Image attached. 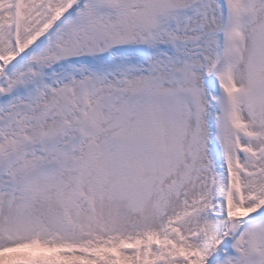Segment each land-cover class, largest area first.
<instances>
[{"label": "snow or ice", "instance_id": "obj_1", "mask_svg": "<svg viewBox=\"0 0 264 264\" xmlns=\"http://www.w3.org/2000/svg\"><path fill=\"white\" fill-rule=\"evenodd\" d=\"M0 264H264V0H0Z\"/></svg>", "mask_w": 264, "mask_h": 264}]
</instances>
